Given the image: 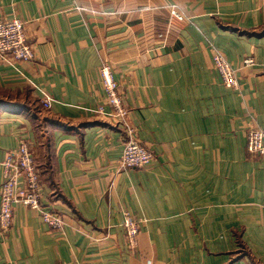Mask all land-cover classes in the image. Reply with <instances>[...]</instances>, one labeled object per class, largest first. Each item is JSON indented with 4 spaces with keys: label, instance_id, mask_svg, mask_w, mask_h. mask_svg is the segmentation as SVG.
<instances>
[{
    "label": "crops",
    "instance_id": "0c3cea01",
    "mask_svg": "<svg viewBox=\"0 0 264 264\" xmlns=\"http://www.w3.org/2000/svg\"><path fill=\"white\" fill-rule=\"evenodd\" d=\"M0 20L23 22L34 51L0 63V183L23 139L41 204L63 221L54 231L16 205L0 264H264V158L245 147L248 128L264 131V0H0ZM104 63L145 168L118 170L125 136L94 113ZM123 211L141 220L134 254Z\"/></svg>",
    "mask_w": 264,
    "mask_h": 264
},
{
    "label": "built area",
    "instance_id": "2783aa9c",
    "mask_svg": "<svg viewBox=\"0 0 264 264\" xmlns=\"http://www.w3.org/2000/svg\"><path fill=\"white\" fill-rule=\"evenodd\" d=\"M178 7L169 9L170 15L183 21ZM212 67L217 72L224 87L237 89L238 81L234 70L228 61L219 53L211 54ZM34 59L33 48L28 45L24 23L19 20H0V63H29ZM253 65V59L243 62ZM100 83L104 93L103 105L98 106L94 113L116 124L123 132V151L118 167L124 169L147 167L153 160L152 154L143 147L137 137V129L130 122V112L122 101L119 86L113 78L111 67L101 64L98 69ZM52 99L44 96L41 105L45 110L51 107ZM246 149L252 155L264 157V131L248 128L245 132ZM32 152L30 145L23 139L17 140L16 149L9 151L2 164L3 178L0 183V238L3 239L13 223V208L19 204L30 210H35L41 221L54 231L63 227L62 219L55 213L47 211L41 204L42 189L40 173L32 167ZM23 168L19 171V169ZM23 173V175H20ZM261 207L264 209V196ZM122 228L127 249L134 254L137 250V235L141 220L128 211L122 213ZM147 264H151L147 262Z\"/></svg>",
    "mask_w": 264,
    "mask_h": 264
},
{
    "label": "rangeland",
    "instance_id": "374dc122",
    "mask_svg": "<svg viewBox=\"0 0 264 264\" xmlns=\"http://www.w3.org/2000/svg\"><path fill=\"white\" fill-rule=\"evenodd\" d=\"M28 45H30V44H28ZM31 46V45H30ZM41 107H42V105H41ZM126 107V106H125ZM127 108V107H126ZM42 109L43 110H45L43 107H42ZM129 110V109H128ZM113 123V122H112ZM114 124V123H113ZM116 127H118L116 124H114ZM258 130V129H257ZM245 147H246V138H245ZM246 151H247V149H246ZM9 152V151H8ZM7 152V153H8ZM31 152H32V164H33V168L35 167V168H37L38 169V167L36 166V164H35V161H34V156H33V150H31ZM248 152V151H247ZM249 153V152H248ZM249 154H251V153H249ZM252 155V154H251ZM6 157H7V154H6ZM5 157V158H6ZM256 157V156H255ZM121 158V157H120ZM264 158V157H263ZM120 160V159H119ZM119 162V161H118ZM3 163H4V161H3ZM2 163V164H3ZM1 168H2V165H1ZM23 168H21V169H19V171L20 170H22ZM128 169H130V168H128ZM39 170V169H38ZM118 170L119 171H121V170H123L122 168H119L118 167ZM124 170H127V169H124ZM20 175H23V173H20ZM2 176H3V169H2ZM42 189V188H41ZM42 198V197H41ZM16 205H19V204H16ZM16 205H14V207L16 206ZM22 206V205H21ZM22 207H24V206H22ZM24 208H26V207H24ZM28 209V208H27ZM13 211H14V208H13ZM32 211H35V210H32ZM13 216H14V214H13ZM139 230H140V226H139ZM138 234H139V231H138ZM137 237H138V235H137Z\"/></svg>",
    "mask_w": 264,
    "mask_h": 264
}]
</instances>
